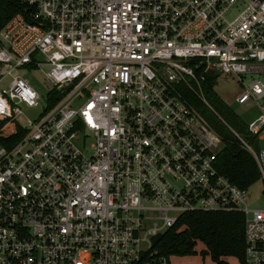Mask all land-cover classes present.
I'll list each match as a JSON object with an SVG mask.
<instances>
[{
	"label": "built area",
	"instance_id": "2783aa9c",
	"mask_svg": "<svg viewBox=\"0 0 264 264\" xmlns=\"http://www.w3.org/2000/svg\"><path fill=\"white\" fill-rule=\"evenodd\" d=\"M17 7L0 26V264H140L152 237L193 211L240 213L242 264H264V0ZM38 69L44 97L23 76ZM209 71L256 105L244 134L204 98ZM179 88L252 157L260 205H249L255 181L218 171L222 137Z\"/></svg>",
	"mask_w": 264,
	"mask_h": 264
},
{
	"label": "trees",
	"instance_id": "16d2710c",
	"mask_svg": "<svg viewBox=\"0 0 264 264\" xmlns=\"http://www.w3.org/2000/svg\"><path fill=\"white\" fill-rule=\"evenodd\" d=\"M17 11V0H0V26ZM216 79L217 75L212 71L206 73L205 80L201 82L204 98L228 125L244 134L243 122L215 92ZM179 90L182 91V97L197 109L203 105L192 92L185 88ZM215 131L223 142L216 156L218 171L241 187L253 183L258 177V171L252 157L237 146L231 134L225 135L221 128L216 127ZM17 137L15 135L14 140ZM243 230V217L238 212H188L180 216L174 226L152 237L151 246L141 256L140 264H159L160 257L168 259L170 255L196 254L195 246L198 242L204 247L201 253L209 255L215 263L230 264L228 258H235L242 264Z\"/></svg>",
	"mask_w": 264,
	"mask_h": 264
},
{
	"label": "rangeland",
	"instance_id": "374dc122",
	"mask_svg": "<svg viewBox=\"0 0 264 264\" xmlns=\"http://www.w3.org/2000/svg\"><path fill=\"white\" fill-rule=\"evenodd\" d=\"M214 74L215 71H213ZM23 76L26 77L29 81V84L36 89V91L44 97L48 91L47 85L44 83V70H32L26 73H23ZM215 92L228 104L229 108L238 116V118L244 122L248 123L253 120L257 114V107L252 102H246L245 104H238L234 101V96L237 95L240 91V85L237 81L229 74H223L216 79V83L214 86ZM203 104V102H201ZM209 103V102H208ZM211 106V104L209 103ZM212 107V106H211ZM213 108V107H212ZM214 109V108H213ZM41 110V106L35 108H28L24 107V115L28 118H36L38 113ZM215 110V109H214ZM199 114L201 117L209 124V126L215 131L216 128H221V132L223 134H227L229 136L230 132L224 126L222 121L219 119L217 114L212 112L205 104H203L198 109ZM216 132V131H215ZM218 134V133H217ZM262 183L261 181H255L249 188L250 192V199L249 205L250 206H257L262 203ZM149 244L147 241H143L140 244L141 249H148ZM202 243L198 242L195 246V250L197 251L196 254L193 255H170L168 257L169 264H217L210 258L209 255H203L201 251L203 250ZM230 264H241L237 259L230 258L228 260ZM143 264H150L149 262Z\"/></svg>",
	"mask_w": 264,
	"mask_h": 264
},
{
	"label": "crops",
	"instance_id": "0c3cea01",
	"mask_svg": "<svg viewBox=\"0 0 264 264\" xmlns=\"http://www.w3.org/2000/svg\"><path fill=\"white\" fill-rule=\"evenodd\" d=\"M230 258H228V260H229ZM235 259V258H234Z\"/></svg>",
	"mask_w": 264,
	"mask_h": 264
}]
</instances>
